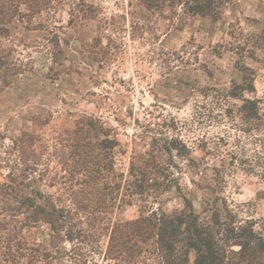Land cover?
Masks as SVG:
<instances>
[{
	"label": "rangeland",
	"instance_id": "obj_1",
	"mask_svg": "<svg viewBox=\"0 0 264 264\" xmlns=\"http://www.w3.org/2000/svg\"><path fill=\"white\" fill-rule=\"evenodd\" d=\"M50 1L0 25V190L24 211L62 210L23 231L28 245L51 264H162L149 243L109 255L112 227L190 208L264 239V124L241 123L227 94L264 114V0ZM89 121L100 133L79 134ZM133 165L153 181L118 209ZM232 249L225 264H243Z\"/></svg>",
	"mask_w": 264,
	"mask_h": 264
},
{
	"label": "trees",
	"instance_id": "obj_2",
	"mask_svg": "<svg viewBox=\"0 0 264 264\" xmlns=\"http://www.w3.org/2000/svg\"><path fill=\"white\" fill-rule=\"evenodd\" d=\"M49 3L52 2L50 0H0V25H8L13 17L20 14L21 6L27 7L33 13L41 5L45 6L46 4L49 8ZM205 9L209 10V5ZM8 12H11L10 17ZM202 12H204V7L193 9V13ZM2 29L4 28L2 27ZM231 93H227L228 97L238 98L241 102L235 112L241 123L254 129H263L264 114L261 113L257 102ZM95 128L100 133L102 126L99 125L97 128L94 122L89 121V124L81 128V132L78 133L90 137L92 136L91 131H94ZM106 143L109 141H102L103 146ZM99 145L104 152L108 149L106 146ZM90 163L91 161L86 159L85 170L89 169ZM136 167L138 170H135ZM260 167L263 168L264 165ZM96 171L95 173L100 179V171H105V169ZM130 172V175L135 179L129 196L131 200L126 202L125 198H120L118 205L119 203L130 205L134 196L143 195L150 187L147 179L153 174L135 165L131 167ZM72 176H76V173ZM88 177L91 180L86 184L92 188L91 181H97V178ZM164 179L170 183L171 178L169 179L168 174H164ZM149 181H153V179H149ZM3 187H6L8 195L15 191L11 186ZM4 192L5 190H0V264L53 263L55 256L39 247L29 246L22 233L41 221L51 220L53 214L60 213L62 210L50 204L51 212L47 213L43 208L31 205V199H28L25 201L28 206L24 211L21 206L7 204L9 196L3 195ZM121 207L119 205L118 209ZM28 209L31 211L29 215L26 213ZM19 214L25 218L16 220ZM233 220L234 216L231 213H226L224 217L220 211L212 210L208 222H199V217L191 208L175 218L168 217L166 214L157 215V213L149 214L147 217L142 215L135 221L117 222L113 225L108 253L122 257L120 251L123 253L130 251L133 255L128 254L126 257L132 261V257L141 249L139 245L149 243L150 251L160 258L162 264H189L190 252H194L196 255L193 264H225L227 252L234 251L232 248L237 246L239 247L237 254L243 264H264V239L258 237L252 224L241 225ZM101 223H103V219ZM101 229L103 230V228ZM116 237L118 241H114ZM126 244L130 245L129 248H126Z\"/></svg>",
	"mask_w": 264,
	"mask_h": 264
}]
</instances>
